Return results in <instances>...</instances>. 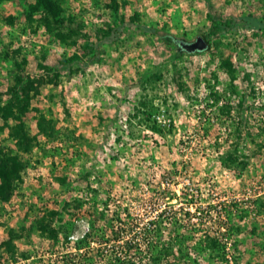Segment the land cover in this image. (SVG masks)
<instances>
[{"label":"rangeland","instance_id":"374dc122","mask_svg":"<svg viewBox=\"0 0 264 264\" xmlns=\"http://www.w3.org/2000/svg\"><path fill=\"white\" fill-rule=\"evenodd\" d=\"M54 1L58 17L34 9L37 0L0 2V162L19 156L24 163L12 193L0 200V264H49L73 249L92 218L102 212L110 218L117 206L142 219L154 204L185 206L196 213L193 222H204L198 236L226 232L225 207L235 202L226 236L230 253L240 264H264V151L242 146L250 156L247 170L224 166L230 131L218 129L219 112L207 106L208 83L221 90L229 80L218 68L220 58L229 57L239 74L235 101L249 92V73L261 97L248 99L247 115H259L264 27L238 25L211 36L210 50L192 54H178L176 43L145 30L194 42L210 33L211 11L264 24V0ZM19 76L26 77L31 100L20 120L6 122L1 108L13 100ZM144 105L162 132L148 126ZM239 112L235 107L233 114ZM42 116L56 128L52 136L40 131ZM21 124L29 151L12 133ZM50 210L74 229L70 244L62 235L57 244L43 235L38 220ZM56 218L54 227L62 224Z\"/></svg>","mask_w":264,"mask_h":264},{"label":"trees","instance_id":"16d2710c","mask_svg":"<svg viewBox=\"0 0 264 264\" xmlns=\"http://www.w3.org/2000/svg\"><path fill=\"white\" fill-rule=\"evenodd\" d=\"M34 7V9L42 8L54 17L59 15V6L54 0H37ZM214 15L211 11L210 19L213 26L210 33L202 37L208 45L206 51L212 47L209 41L211 36H221L238 25L244 28L262 29L264 27L260 20L253 17L226 18ZM45 23L48 29H53L47 17ZM121 29L122 27L114 29L113 33ZM145 30L156 34L167 44H177V41L181 40L161 30L152 28H145ZM113 33L109 36H114ZM57 36L65 39L61 33ZM107 38L109 39L107 36L104 41H108ZM177 48L178 54L186 52L178 45ZM218 68L224 70L229 80L221 90H216L212 84L208 83L210 103L207 106L219 112L215 118L218 129L225 127L227 132L230 131L226 140L230 148L221 157L223 165L231 170L243 172L250 166V156L240 152L242 146L251 153L264 151V103L256 108L259 111L258 116L253 113L247 115L251 111V107L247 104L248 99L252 98L254 102H257V99L261 97L260 88L257 89L251 82V75L248 73L246 80L250 81L249 92L236 102L235 97L240 95L236 84L239 77L237 67L232 58L221 57ZM213 76L218 81L219 77L216 72ZM30 91L26 77L19 76L14 86L11 87L13 100L1 108L2 118L6 122L11 118L21 119L20 114L25 113L26 106L31 100ZM143 107L145 110H142V113L148 114L146 119L148 126L155 132H162L163 126L153 119L150 107L147 105ZM235 107L240 110L237 115L233 114ZM252 119H254L253 123H251ZM38 126L44 135L52 136L56 131L52 122L44 116L39 120ZM22 131V124L12 129L13 135L19 139L17 142L19 148L29 151L27 148L29 138ZM231 135L235 137L232 141L229 139ZM218 143L220 144L219 141ZM251 143L255 145V152H252L249 147ZM23 168L24 163L19 156L9 157L8 160L0 162V200H5L12 193L13 181L19 179ZM167 191L163 190L164 193H161V196L165 198ZM259 200L262 199L259 198ZM105 205L109 206L107 203ZM232 205L225 207L227 211L224 213L229 223L226 232L221 231L216 234L205 232L201 237L198 236V230H201L204 222L203 220L199 223L193 222L196 213H193L191 208L176 207L168 203L164 206L154 204L150 208L149 216L142 219L135 216L129 207L117 206L119 210H114L110 218L106 216V212L100 213L99 218H92L89 231L73 242L71 245L73 249L57 255L49 264H202L203 261L214 262L213 264H240L238 255L234 256L230 253L228 238H226L230 228L234 227L231 223L238 212L237 202ZM211 208L210 206L207 208L206 211L209 212L207 215L211 214ZM59 214L55 210L45 212L44 216L38 220L39 227L43 235L55 244L58 243L61 235L66 243L70 244L68 240L73 235L74 229L68 227L69 222L65 225ZM71 215L74 216V214ZM56 217L62 224L54 227L51 222L56 221Z\"/></svg>","mask_w":264,"mask_h":264},{"label":"water","instance_id":"95a60500","mask_svg":"<svg viewBox=\"0 0 264 264\" xmlns=\"http://www.w3.org/2000/svg\"><path fill=\"white\" fill-rule=\"evenodd\" d=\"M177 45L184 49L188 53L204 52L207 49V43L203 38H198L194 42H188L185 40H178Z\"/></svg>","mask_w":264,"mask_h":264}]
</instances>
